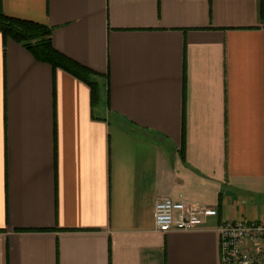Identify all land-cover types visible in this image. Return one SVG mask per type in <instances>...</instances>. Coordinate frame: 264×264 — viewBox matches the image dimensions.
Instances as JSON below:
<instances>
[{
	"label": "crops",
	"instance_id": "0c3cea01",
	"mask_svg": "<svg viewBox=\"0 0 264 264\" xmlns=\"http://www.w3.org/2000/svg\"><path fill=\"white\" fill-rule=\"evenodd\" d=\"M93 85L0 31V264H222L264 220V0H0ZM160 197L217 206L156 228Z\"/></svg>",
	"mask_w": 264,
	"mask_h": 264
},
{
	"label": "built area",
	"instance_id": "2783aa9c",
	"mask_svg": "<svg viewBox=\"0 0 264 264\" xmlns=\"http://www.w3.org/2000/svg\"><path fill=\"white\" fill-rule=\"evenodd\" d=\"M218 214L217 206L160 197L154 217L161 232H194L205 228L208 218ZM219 232L222 264H264V220H229L221 225Z\"/></svg>",
	"mask_w": 264,
	"mask_h": 264
},
{
	"label": "trees",
	"instance_id": "16d2710c",
	"mask_svg": "<svg viewBox=\"0 0 264 264\" xmlns=\"http://www.w3.org/2000/svg\"><path fill=\"white\" fill-rule=\"evenodd\" d=\"M0 31L5 38H11L27 49L38 59L60 66L93 85L96 100L100 98L97 81L91 79L98 74L60 53L53 46V28L29 19L13 17L0 11Z\"/></svg>",
	"mask_w": 264,
	"mask_h": 264
}]
</instances>
